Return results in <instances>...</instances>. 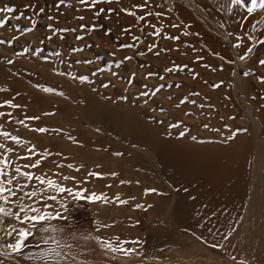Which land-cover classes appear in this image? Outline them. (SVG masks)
I'll use <instances>...</instances> for the list:
<instances>
[{
	"label": "rangeland",
	"instance_id": "1",
	"mask_svg": "<svg viewBox=\"0 0 264 264\" xmlns=\"http://www.w3.org/2000/svg\"><path fill=\"white\" fill-rule=\"evenodd\" d=\"M184 1L0 0V264H264V2Z\"/></svg>",
	"mask_w": 264,
	"mask_h": 264
},
{
	"label": "snow or ice",
	"instance_id": "2",
	"mask_svg": "<svg viewBox=\"0 0 264 264\" xmlns=\"http://www.w3.org/2000/svg\"><path fill=\"white\" fill-rule=\"evenodd\" d=\"M239 2H241V0H237V3H239ZM60 3H64V0H60ZM145 3H147V0H145ZM7 11L11 12V11H13V9L9 8V9H7ZM129 14H132V13H129ZM81 19H82V18H81ZM157 34H158V33H157ZM172 39H178V37H172ZM0 43H4V42H3V41H0ZM237 47H238V45H237ZM242 58H243V57H242ZM128 59H130V57H128ZM261 63L264 64V61H261ZM150 75H151V74H150ZM46 91L51 92V91H53V90H51V89H47ZM10 106H12V107H19V105H11V104H10ZM50 114H51V113H45V115H50ZM29 119L38 120L39 117H30ZM205 127H207V126H205ZM34 130H35V131H38V132H47V131H48V129H46V128H37V129H34ZM0 135H5V136H7L8 134H7V133H0ZM13 140L16 141L17 143H19L18 138L13 137ZM3 147H4V145H3V144H0V148H3ZM9 151H11V149H9ZM115 155H120V153H115ZM0 165H3V167H0V177L6 176V175H7L6 169H7V167L9 166L8 163H7V161H6V160H0ZM30 166H36V165H30ZM15 171H16L17 173H20V169H19V168H16ZM23 175H24V177H25L26 179H32V177H31L28 173H23ZM93 175H97V174H93ZM43 182H44V181L41 180V183H43ZM11 183H12V180H11V179L7 181V184L10 185ZM51 183H52V182L49 181V184H51ZM23 187H24L23 185L20 186L21 189H22ZM6 191H11V189H6L5 186H4V181H0V198H2V197L4 196V193H5ZM65 191L69 192V194L73 195L75 198H78V199H79V198H83V197L81 196V194H79V193H72L70 189H64V188H61V189H60V192H61V193L65 192ZM155 191H156L155 189H148V190H146V192H155ZM12 195H15V192H12ZM27 195H29V196H34L35 193H34V192H32V193H27ZM49 199H55V197H49ZM93 199H101V197H95V196H93ZM125 203H126V201H125ZM141 207H142V206H141ZM22 210H23V208H22ZM34 211H35V209H34ZM0 212H3V209H0ZM17 218L19 219V217H17ZM31 219H35V217H31ZM41 219H42V218H41ZM22 234L25 236V238H27V236H28V233H27V232H24V233H22ZM105 243H107V242H105ZM14 248H15V250H17V251H20L21 248H22V243H17V244H15V245H14ZM124 251H127V250H124Z\"/></svg>",
	"mask_w": 264,
	"mask_h": 264
},
{
	"label": "bare ground",
	"instance_id": "3",
	"mask_svg": "<svg viewBox=\"0 0 264 264\" xmlns=\"http://www.w3.org/2000/svg\"><path fill=\"white\" fill-rule=\"evenodd\" d=\"M181 1V0H180ZM186 1H189V0H186ZM186 1H184V2H186ZM191 1V0H190ZM246 1H248L252 6L254 5H263V2H264V0H246ZM189 3V2H188ZM191 3V2H190ZM250 5V6H251ZM258 7V6H257ZM204 12V11H203ZM210 18V17H209ZM240 57V56H239ZM242 65V64H241ZM244 71V70H243ZM23 112H24V110H23ZM31 112V111H30ZM32 112H33V110H32ZM91 112V111H90ZM25 113V112H24ZM19 115V114H18ZM27 116V115H26ZM89 119H91V120H95V121H97L96 119H97V116L95 115V114H93V115H91L90 117H88ZM100 120V119H99ZM19 134V133H18ZM59 136V135H58ZM38 137V136H37ZM44 137V136H43ZM22 138V137H21ZM46 138V137H45ZM60 138V137H59ZM62 138H64V137H62ZM27 139V138H26ZM55 139H56V137H55ZM49 141V140H48ZM58 141V140H57ZM67 141V140H66ZM14 142V141H13ZM41 142V141H40ZM71 142H73V141H71ZM22 143H23V141H22ZM33 143V145H34V141L32 142ZM57 143V142H56ZM58 143H60V141H58ZM74 143V142H73ZM27 144V143H26ZM47 144H48V142H47ZM61 144V143H60ZM75 144V143H74ZM20 145V144H19ZM30 145V144H29ZM62 145V144H61ZM33 147V146H32ZM29 148V147H28ZM25 149V148H24ZM30 149V148H29ZM28 149V150H29ZM38 150V149H37ZM38 152V151H37ZM75 153V152H74ZM53 154V153H52ZM5 156V155H4ZM29 156V155H28ZM21 157V156H20ZM80 158V157H79ZM125 158V157H124ZM40 159V158H39ZM64 161V160H63ZM59 162H60V160H59ZM76 162V161H75ZM73 163V162H72ZM92 163V162H91ZM102 163V162H101ZM10 165V164H9ZM65 165V164H64ZM53 166V165H52ZM90 166V165H89ZM98 169V168H97ZM14 170V169H13ZM104 170V169H103ZM28 173V172H27ZM101 173V172H100ZM103 175V174H102ZM78 176V175H77ZM25 178V177H24ZM75 178V177H74ZM26 179V178H25ZM24 179V180H25ZM56 179V178H55ZM91 179V178H90ZM73 180V179H72ZM122 181V180H121ZM125 181V180H124ZM18 183V182H17ZM126 188V187H125ZM128 188V187H127ZM61 189V188H60ZM125 190V189H124ZM106 197V196H105ZM6 201H7V199H5ZM11 201V200H10ZM98 203V202H97ZM101 209V207L100 206H98L97 208H96V210H95V214L97 213L98 214V212H99V210ZM11 210V209H10ZM12 213V212H11ZM96 214V215H97ZM105 216V215H104ZM108 217V216H107ZM101 219V221H102V218L103 219H105V217H97V219H98V221L100 222V219ZM103 222V221H102ZM41 226V225H40ZM103 234V233H102ZM121 236V235H120ZM100 237V236H99ZM127 240V239H126ZM114 242H115V240H114ZM117 244V243H116ZM119 248V247H118ZM170 248V247H169ZM171 249V248H170ZM170 253V252H169ZM168 254V253H167ZM168 256V255H167ZM171 256H173V255H171ZM16 257V256H15ZM222 257V256H221ZM225 257H227V256H225ZM229 257H230V255H229ZM20 258V257H19ZM165 258H167V257H165ZM228 258V257H227ZM168 259H169V257H168ZM168 259H166V260H168ZM232 259V258H231ZM229 260V262L230 261H232V260ZM234 259V258H233ZM171 260V259H170ZM173 261V260H172ZM228 261V260H227ZM234 261H235V259H234ZM146 262V261H145ZM168 262V261H167ZM175 262V261H174ZM244 262V261H243ZM147 263H149V261H147ZM158 263H160V262H158ZM161 263H163V262H161ZM160 263V264H161ZM178 263V262H177ZM35 264V263H34ZM163 264H165V263H163ZM221 264H230V263H228V262H223V263H221Z\"/></svg>",
	"mask_w": 264,
	"mask_h": 264
},
{
	"label": "crops",
	"instance_id": "4",
	"mask_svg": "<svg viewBox=\"0 0 264 264\" xmlns=\"http://www.w3.org/2000/svg\"><path fill=\"white\" fill-rule=\"evenodd\" d=\"M93 213V212H92ZM94 214V213H93ZM94 216H95V214H94Z\"/></svg>",
	"mask_w": 264,
	"mask_h": 264
}]
</instances>
